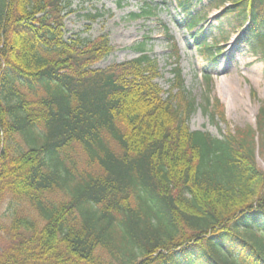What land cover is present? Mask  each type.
<instances>
[{
    "label": "trees",
    "instance_id": "trees-1",
    "mask_svg": "<svg viewBox=\"0 0 264 264\" xmlns=\"http://www.w3.org/2000/svg\"><path fill=\"white\" fill-rule=\"evenodd\" d=\"M177 1L216 59L223 22L210 44L207 29H196L206 16L192 9L203 0ZM210 1L264 63V0ZM73 3L0 0V203L9 198L3 217L11 219L0 221V264H264L255 153L264 146V105L255 127L221 137L188 128L195 102L185 114L161 97L146 42L137 58L94 67L112 47L105 34L67 36ZM56 191L66 198L48 200ZM22 202L42 224L23 215Z\"/></svg>",
    "mask_w": 264,
    "mask_h": 264
},
{
    "label": "rangeland",
    "instance_id": "rangeland-1",
    "mask_svg": "<svg viewBox=\"0 0 264 264\" xmlns=\"http://www.w3.org/2000/svg\"><path fill=\"white\" fill-rule=\"evenodd\" d=\"M210 2L203 0L197 4L194 1L192 9L197 15L206 16L196 29H207L206 37L210 44L211 36L219 32L220 23L223 22L225 26L223 34L218 36L220 43L212 46V53H219L216 59L200 48L202 43L197 42L194 32H190L184 24V13L177 0H74L72 8L75 12L66 17L65 30L67 36L78 33L85 38H97L102 34L108 36L112 49L109 55L94 65L99 69L141 56L135 47L146 42L147 50L155 59L159 71L151 82L156 83L161 97H171L173 107L185 114L188 100L193 99L195 108L188 119V128L221 137L236 128L257 125L259 109L264 105V63L261 52L254 55L250 46L243 42L244 30L235 29V26L226 22L224 16L221 17L223 6ZM226 5H229L228 1ZM143 6L154 7L156 14L152 17H133L132 13H140ZM98 11L103 13L102 17L96 21L87 19V13L96 14ZM177 66L182 70L185 81L183 87L176 81L174 69ZM255 68L260 69L259 84L254 74ZM222 79L232 81L233 89L242 92L240 100L244 103L241 108L232 100L238 102L239 99L234 91L223 94L219 90ZM207 97L212 101L208 112L204 110V106H208ZM217 101L221 103L219 107ZM19 141L23 142L21 137ZM255 153L257 163L264 171V146L260 144ZM83 166L81 164L80 168ZM47 198L59 202L66 195L56 191L48 194ZM8 199L0 203V221L4 225H9L11 220L7 216L3 217L8 214ZM20 206L24 216L42 224L32 205L22 202ZM4 234L1 231L0 250L7 241Z\"/></svg>",
    "mask_w": 264,
    "mask_h": 264
},
{
    "label": "bare ground",
    "instance_id": "bare-ground-1",
    "mask_svg": "<svg viewBox=\"0 0 264 264\" xmlns=\"http://www.w3.org/2000/svg\"><path fill=\"white\" fill-rule=\"evenodd\" d=\"M254 74H255V77H257V79H256L257 80V84H259L258 77H259V74H260V69L255 68ZM219 90H221V92L223 94H227L228 91H234L238 95V98L239 99H238V102L235 99H232V100L234 101V104L237 107L241 108L242 104L244 103L243 100H240L242 98V92H239V90L236 91V89H233L232 81H230V80L229 81H226L224 79L220 80V82H219ZM232 95L233 94H231V96Z\"/></svg>",
    "mask_w": 264,
    "mask_h": 264
}]
</instances>
